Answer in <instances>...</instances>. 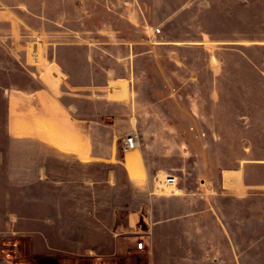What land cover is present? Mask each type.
<instances>
[{
    "label": "crops",
    "instance_id": "obj_1",
    "mask_svg": "<svg viewBox=\"0 0 264 264\" xmlns=\"http://www.w3.org/2000/svg\"><path fill=\"white\" fill-rule=\"evenodd\" d=\"M106 36L95 38V42L60 45L48 64L42 65L39 88L11 90L10 134L25 138L26 159L23 164H16L25 167L21 182L28 188L41 182L47 188L40 196L29 189L25 197L28 201L25 232L35 252L25 263L49 264L54 260L61 264H176L178 248H216L223 258L229 248L228 258L234 263L240 256L236 251L238 241L227 239L225 224L211 222L213 211L222 212V207L215 206L212 195L215 192L210 193V185L205 183L201 189L191 186L195 177H191L190 183L179 185L182 176L172 173L178 178L176 192L164 189L158 192L153 181L163 168L155 165L151 154L168 152L177 158L187 148L178 140L181 135H215L220 137L219 145L228 136H249V146L233 161L226 163L220 157L217 188L221 195L264 189V151L259 153L255 149L259 137H264V95L257 96L254 90L264 88V62H251L248 86L252 90L245 102L249 105L244 108L246 116H242L243 108L237 107L235 97L218 95L212 100L202 97L200 120L193 118L194 126L180 124L179 127L178 112L193 114L194 108L190 109L186 102L197 109L195 98L176 96L172 91L156 99L148 96L145 89L152 86L154 78L161 79L165 89H172L177 77L191 87L246 86L243 85L246 81L240 78L241 69L226 63L227 55L240 57V49L220 45L229 40L233 44H249L251 50H257L259 45L264 46V39L249 38L243 43L236 34L195 35L165 32L161 28H152L136 38ZM71 48L87 51L74 68L61 56ZM162 50L172 51L186 62L170 67L159 62L140 63L143 55L156 60V52ZM194 55H200L201 62H192ZM169 72L180 74L168 76ZM210 103L216 105L212 115ZM158 104L173 106L175 112L172 108L169 114L160 112ZM167 118L171 123L167 124ZM132 134L138 136V148L124 152V139ZM97 166L107 167L100 181L106 184L104 194L117 190V199L124 201L129 195L122 189L128 186L136 189L141 201L135 211L126 209L120 219L122 208H110L103 213L98 210L103 215L100 218L97 202L94 208L82 206L83 196L95 200L99 196ZM83 182L88 185L85 189L89 192L85 194ZM33 201H41L40 208L36 209ZM217 203H220L218 199ZM133 232L143 235L131 236ZM137 240L150 245L151 258L137 249ZM252 242L258 246L262 241ZM15 260L0 256V264H21Z\"/></svg>",
    "mask_w": 264,
    "mask_h": 264
},
{
    "label": "rangeland",
    "instance_id": "obj_2",
    "mask_svg": "<svg viewBox=\"0 0 264 264\" xmlns=\"http://www.w3.org/2000/svg\"><path fill=\"white\" fill-rule=\"evenodd\" d=\"M152 28L195 35L202 32L225 36L236 34L241 37L243 43L249 38L262 40L264 39V0H0V256L2 258H16L15 261L21 264H29L25 263L29 261L26 258L35 255L29 234L25 232L28 204L25 197L29 189L39 196L47 190L41 182L35 183L33 188L32 186L28 188L24 182H21V179H24L25 167H16V164H23L26 159L25 138H15L10 134L11 90L39 88L41 86L39 72L43 68L42 65L48 64V60L56 55L60 45L95 42V38L107 37L106 35L116 38H136L152 31ZM224 43L220 46L240 49L241 56L227 55L226 63L235 64L241 69L240 78L243 82L246 81L243 84L246 86L225 89L191 87L183 84L182 78L177 77L178 80L174 83L175 86L178 85L177 88L174 86L172 89L170 87L165 89L161 86V79L154 78L152 81L156 80L151 83L152 86L145 89L149 92L148 96L156 99L163 98L172 91L176 96L195 98L198 102L196 104L198 110L195 105L185 101L186 106L190 109L194 108L193 114L192 111H189L190 115L181 111L177 114L178 122L172 120L177 122L179 127L180 124L182 127L187 124L194 126L193 118L200 120L202 97H210L211 100L213 96L218 95L235 97L238 102L237 107L243 108L242 116H246L245 112L249 105L245 102L248 101L252 90L248 86L251 79V62L253 60L264 62V46L259 45L257 50H251L249 44H233L229 40ZM65 53L66 55L61 53V56L69 67L74 68L75 64H79L77 60L86 55L87 51H76L71 48ZM172 54L169 50L158 51L156 60L143 55L140 57V63L149 65L159 62L170 67L176 63L186 62L184 57ZM192 62H201V56L194 55ZM103 63L105 65L106 62L103 60ZM151 74L154 77L153 73ZM178 74L180 73L169 72L168 76L175 77ZM254 90L257 96L264 95V88ZM215 106L209 104L211 115ZM156 107L158 111L169 114L173 106L165 104L162 107L158 104ZM172 112H175L173 108ZM169 123L171 122L167 118V124ZM263 138L259 137L260 140L255 145L259 153L264 151V140H261ZM166 139L168 140V137ZM225 139V143L219 145L220 137L215 135H181L178 140L186 144L187 148L179 153L177 158H173L168 152L151 154L155 165L163 168V171L155 174L153 187H157L158 192H163L157 184V178L163 177L166 173L182 176L183 180L179 179V185L181 182L190 183L193 181L191 177H195L191 186L201 189L205 183L210 185V193L215 192L212 194L215 206L219 204L222 207V212L213 211L210 220L221 226L225 224L227 239L238 241L236 251L240 256L235 258L234 263L228 258L229 248H226L224 258L218 255L216 248L193 250L178 248L175 249L176 264H264V189L241 193L226 192L221 195L217 188L219 186L217 163L220 157L226 163L233 161L245 146H249V136H228ZM38 159H41L40 155ZM88 170H86L87 175ZM96 170L99 180L96 192L99 196L97 200L83 196L82 206L94 208L97 202V211L102 213L110 208L115 210L117 207L122 208L120 219L126 209L128 212L135 211L141 201L136 189L132 186L124 187L122 192L129 195L124 201L117 199L119 194L117 190L104 194L106 184L100 181L104 179L107 167L97 166ZM87 177L86 179L89 180ZM86 187L88 185L83 182V194L89 192ZM217 199L220 203H217ZM29 204L31 205V202ZM33 204L38 209L41 201H33ZM99 211V217L103 218ZM130 235L143 234L133 232ZM252 240L262 242H259L258 246H253ZM186 251L191 253L193 258H190L191 255L185 253ZM140 252L145 257L153 256L152 248L147 244L145 251ZM49 264L61 263L52 260Z\"/></svg>",
    "mask_w": 264,
    "mask_h": 264
},
{
    "label": "built area",
    "instance_id": "obj_3",
    "mask_svg": "<svg viewBox=\"0 0 264 264\" xmlns=\"http://www.w3.org/2000/svg\"><path fill=\"white\" fill-rule=\"evenodd\" d=\"M138 148V142H137V136L132 134L127 136L124 139V144H123V151H132ZM159 177V176H158ZM157 184L159 187H161L164 190L170 191L172 193L176 192L175 188L178 185V178L172 174H165L161 178H157ZM145 243L143 241L137 243V249L140 251H145Z\"/></svg>",
    "mask_w": 264,
    "mask_h": 264
},
{
    "label": "bare ground",
    "instance_id": "obj_4",
    "mask_svg": "<svg viewBox=\"0 0 264 264\" xmlns=\"http://www.w3.org/2000/svg\"><path fill=\"white\" fill-rule=\"evenodd\" d=\"M19 103V102H18ZM13 122V121H12ZM17 123V122H16Z\"/></svg>",
    "mask_w": 264,
    "mask_h": 264
}]
</instances>
